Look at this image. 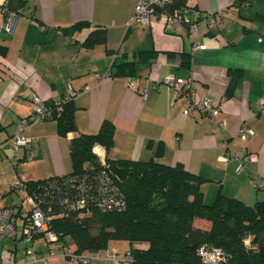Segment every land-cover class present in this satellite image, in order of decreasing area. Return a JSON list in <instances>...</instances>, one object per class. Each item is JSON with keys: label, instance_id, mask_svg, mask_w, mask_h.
<instances>
[{"label": "crops", "instance_id": "obj_1", "mask_svg": "<svg viewBox=\"0 0 264 264\" xmlns=\"http://www.w3.org/2000/svg\"><path fill=\"white\" fill-rule=\"evenodd\" d=\"M2 1L0 142L31 113V93L57 101L69 88L75 90L77 129L60 135L52 118L23 124L22 134L33 145L19 147L16 154L8 153L7 146L0 149V207L12 206L21 216L30 201L24 209L23 195L14 200L16 191L9 188L15 176L36 180L70 172L69 141L79 133L95 132L103 120L114 124L113 142L108 151L95 144L98 157L181 163L203 177L205 203L219 192L245 204L264 200V0H186L188 6L208 12L190 35L180 26L163 33L157 21L132 20L137 0H23L7 33L1 28ZM80 20L89 23L68 30ZM95 24L106 28V42L81 46ZM154 49L158 52L153 57H134L137 51ZM131 58L135 83L128 87V75L112 72ZM167 74L193 76L204 95L220 102L218 117L225 127L214 132L208 117L185 115L184 97L162 81ZM242 123L254 131L243 140L237 131ZM43 233L29 241L32 248L20 238L2 241L0 264H107L89 257L88 250L79 251L88 256L86 261L61 256L58 241L40 242L47 236ZM18 243L24 244L20 252ZM129 247L127 240L113 239L96 251L103 256L109 249L123 253ZM29 250L46 257L26 261ZM17 255L22 259L16 261Z\"/></svg>", "mask_w": 264, "mask_h": 264}, {"label": "trees", "instance_id": "obj_2", "mask_svg": "<svg viewBox=\"0 0 264 264\" xmlns=\"http://www.w3.org/2000/svg\"><path fill=\"white\" fill-rule=\"evenodd\" d=\"M7 1L17 14L23 0ZM171 1V8L187 5L186 0ZM88 23L80 20L68 30ZM105 39L106 28L95 24L80 45L89 48ZM157 52L137 51L134 57L143 60ZM133 62V58L119 62L112 74L135 76ZM45 102L55 107L54 101ZM59 102L61 108L54 109L52 119L59 134L65 135L77 129L75 105L72 98ZM113 131L114 124L103 120L95 132L72 137L70 172L25 179L24 196L31 195L44 212L48 230L55 233L60 247H69L67 235L75 253L96 251L109 240L124 239L130 244V264H211L204 261L199 249L216 246L227 257L212 264H264V200L245 204L219 192L205 203L200 189L203 177L181 163L98 157L92 147L101 144L108 151ZM139 242L147 247L134 244Z\"/></svg>", "mask_w": 264, "mask_h": 264}, {"label": "built area", "instance_id": "obj_3", "mask_svg": "<svg viewBox=\"0 0 264 264\" xmlns=\"http://www.w3.org/2000/svg\"><path fill=\"white\" fill-rule=\"evenodd\" d=\"M249 1V0H247ZM132 13V20L138 22L150 24L153 21H157L161 26L163 33L173 29L174 27L180 26L187 35L195 33L199 27L201 20L208 15L206 11H200L199 9L188 6V5H176L171 8L169 4L171 0H137ZM1 9L3 11V22L1 28L4 32H12L16 23L17 14L8 7V1L3 0L1 3ZM198 47L199 45L194 42ZM162 81L170 85L176 95L184 97L183 112L185 115L194 117L195 112H198L201 117H208L212 121L214 132H218L220 129L225 127V120L218 117V112L221 109L219 101H215L209 96L204 95L199 85L194 80L193 76L186 78H178L173 74H167L162 78ZM135 83V77L131 76L128 81V87H132ZM146 92L144 89L143 94ZM76 94V91L72 88L61 98L70 99ZM30 99L34 106L28 117L16 122L15 130L6 139L0 142V149L2 147H9L12 153L16 154L19 147L26 145H33L31 137L22 134L23 124L32 122H44L54 117V109L60 110V100L54 101L55 107L51 103H46L37 93H31ZM239 138L241 140L250 137L254 131L243 124L237 129ZM236 155V154H235ZM25 177L23 174L18 173L15 179L12 181L10 187L12 189H24ZM27 201H30L29 211L22 212L21 216L15 213L12 206L0 207V244L6 239L16 241L18 238L25 242H29L35 234L41 233L42 231L47 232L50 240H55L56 236L53 231L48 230V224L45 220V214L39 208V206L33 200L31 195L27 196ZM60 255L65 257L74 258L77 260L86 261L88 256L81 253H75L70 247H60ZM199 253L205 262L217 263L223 262L227 253L220 247L212 246L205 247L201 246ZM102 258L107 264H130L132 256L129 250L118 253L116 250L109 249L108 252L99 256L97 251H91L89 257ZM46 256H41L38 252L29 250L25 255L26 261L36 262L37 260H43Z\"/></svg>", "mask_w": 264, "mask_h": 264}, {"label": "rangeland", "instance_id": "obj_4", "mask_svg": "<svg viewBox=\"0 0 264 264\" xmlns=\"http://www.w3.org/2000/svg\"><path fill=\"white\" fill-rule=\"evenodd\" d=\"M6 149L8 150V153H10V154H12V151H11V149L9 148V147H6ZM16 192H13V193H15L14 195H15V199L14 200H16V198L18 197V196H22L23 195V197H21L22 199H21V201H22V207L24 208V209H26V208H28V206H29V201H26V199H25V197H24V191L22 190V189H18V188H16V190H15ZM12 193V192H11ZM19 194H21V195H19ZM46 234H47V232H45ZM46 234H42V235H44V236H46ZM48 238H49V236H48V234H47V236L46 237H44L40 242L42 243V242H48L47 240H48ZM66 240L70 243V244H73V242H72V239H71V236L70 235H67L66 236ZM14 242V241H13ZM32 242H28V243H26V245H28V248H30L32 245ZM23 246H24V244H20V243H18V246H17V249L19 250V252H20V250L23 248ZM32 248V247H31ZM19 255H20V253H19ZM19 259H22V257L21 256H16V261H18Z\"/></svg>", "mask_w": 264, "mask_h": 264}]
</instances>
